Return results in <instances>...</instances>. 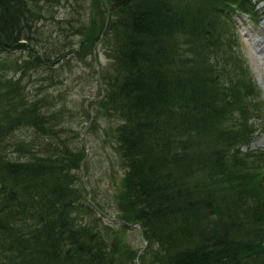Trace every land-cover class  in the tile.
Returning a JSON list of instances; mask_svg holds the SVG:
<instances>
[{"label": "trees", "instance_id": "1", "mask_svg": "<svg viewBox=\"0 0 264 264\" xmlns=\"http://www.w3.org/2000/svg\"><path fill=\"white\" fill-rule=\"evenodd\" d=\"M71 2L0 0V264H135L126 238L109 234L119 221L77 185L85 147L70 149L67 111L56 107L64 98L47 69L74 49L71 24L57 18ZM102 5L109 63L105 98L93 103L113 121L120 224L141 225L140 263L264 264V148L241 150L260 100L224 25L264 14L254 0ZM101 27L81 34V49ZM251 117L264 132V115Z\"/></svg>", "mask_w": 264, "mask_h": 264}, {"label": "rangeland", "instance_id": "2", "mask_svg": "<svg viewBox=\"0 0 264 264\" xmlns=\"http://www.w3.org/2000/svg\"><path fill=\"white\" fill-rule=\"evenodd\" d=\"M254 1L258 14L262 16L264 14V0ZM102 2L103 0H73L72 5L67 4L66 8L60 10L57 18L65 17V21L71 24L69 34L72 35L69 37L74 49H71L61 63L59 61L47 70L58 78L57 84L52 90L61 91L63 94L64 99L61 100V103L56 102V107H63L67 111L62 114L66 116L67 124L71 128L70 149L76 148L83 151L82 135L90 149V155L84 161V173L82 170H77L79 177L77 185H81L83 188L85 198L87 199L90 195L89 200L107 215L104 220L113 221V223L119 221V223L109 224L114 228L109 231V234L112 237L126 238L127 245L136 255L135 264H141L147 248L144 241L148 244L144 233L142 235L141 230L137 227L127 224L126 228H122L120 224L123 223L119 217L122 215L120 212L124 211V206L121 203L123 200L120 198L118 200V194L125 175V168L122 165L121 153L118 151V141L107 133L110 132V125L113 121L105 116L103 111L99 110L96 103H93L98 100L96 98L101 97L99 100L105 98L97 71L99 66L102 73L109 63L107 55H105L102 33L94 47H87L86 49L80 47L81 34L90 33L93 28V30H97L98 27L100 29L102 25L100 18L102 19L104 15L103 21L105 23L106 14H104L105 9ZM73 5L76 9V20L73 19L75 13L71 12ZM100 8H102L101 12ZM255 18L241 13L233 17L232 26L228 27V24H224L225 30L229 34L228 41L233 44V48L245 60L246 79L252 80L254 91L259 95L257 102L259 100L260 102L256 105V110L251 111V116L264 115V17L260 21L257 17ZM81 23L82 26L78 27L79 33L76 34L74 28ZM103 27L104 25L101 27V32ZM49 28L54 31L53 25ZM232 32L236 33V38ZM56 36H58L57 32H55ZM95 53L98 56V64H96L94 57ZM25 55L26 52L18 51L15 53V56ZM251 116L248 118V124L252 133H256V135L249 144L241 147L244 152L264 148V132L262 129L255 131L253 129L261 123L256 117ZM88 123L89 126H87ZM114 124L116 123L114 122ZM83 154L86 157V149H84ZM83 178L88 188L83 185ZM133 224L138 223L133 222ZM139 253L141 255L138 257Z\"/></svg>", "mask_w": 264, "mask_h": 264}, {"label": "water", "instance_id": "3", "mask_svg": "<svg viewBox=\"0 0 264 264\" xmlns=\"http://www.w3.org/2000/svg\"><path fill=\"white\" fill-rule=\"evenodd\" d=\"M109 19H110V10H108V13H107V17H106V20H105V24H104V27H103V30H102V37L105 35V33H106V31H107V28H108V24H109ZM98 45V44H97ZM97 45H96V47H97ZM96 49V48H95ZM94 57H95V60H96V64H98L99 62H98V56H97V53H95L94 54ZM97 71H98V78H99V82H100V84H101V90H102V93H103V96H105V94H106V91H105V87H104V84H103V82H102V76H101V69H100V67L98 66L97 67ZM100 99H101V97H99ZM99 98H96V99H98L99 100ZM90 124L88 123L87 124V126H89ZM81 140H82V142H83V144H84V146H85V148H86V150H87V154H86V158H85V160L89 157V155H90V150H89V147L87 146V144L85 143V139H84V136L82 135L81 136ZM84 160V161H85ZM84 163V162H83ZM82 163V171H83V173H84V164ZM84 181H85V179H84ZM89 199H90V195H89ZM101 213H103V214H105L104 212H102V210L101 209H99L97 206H96V204H94L92 201H90ZM106 215V214H105ZM107 216V215H106ZM117 220H120L119 218H116ZM129 225H131V226H133V227H137V228H139L140 230H141V233H142V235H143V229H142V227H141V225H139V224H131V223H129ZM145 242V246L147 247L148 246V244H147V242L146 241H144ZM141 255V253H139L138 254V257Z\"/></svg>", "mask_w": 264, "mask_h": 264}, {"label": "bare ground", "instance_id": "4", "mask_svg": "<svg viewBox=\"0 0 264 264\" xmlns=\"http://www.w3.org/2000/svg\"><path fill=\"white\" fill-rule=\"evenodd\" d=\"M263 50V49H262Z\"/></svg>", "mask_w": 264, "mask_h": 264}]
</instances>
